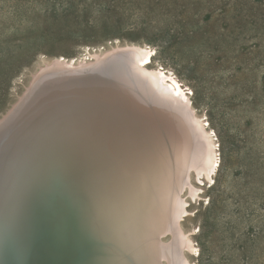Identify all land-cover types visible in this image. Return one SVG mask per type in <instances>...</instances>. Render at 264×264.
Listing matches in <instances>:
<instances>
[{
	"label": "rangeland",
	"instance_id": "rangeland-1",
	"mask_svg": "<svg viewBox=\"0 0 264 264\" xmlns=\"http://www.w3.org/2000/svg\"><path fill=\"white\" fill-rule=\"evenodd\" d=\"M132 43L151 47L155 51L154 66L161 65L172 72L189 91V106L194 107L202 130L209 131L219 153L218 172L212 180L205 177L207 184H199L200 180L197 182L198 177L192 172L194 175L190 180L192 184L202 187L204 198L199 200L201 198L196 195L197 202L195 198L190 199L189 214L181 218L179 225L182 231L194 233L192 238L198 254L193 257L186 247L183 253L194 264H264V0H0V126L7 117L11 120V114L17 113L16 117L20 118L23 115L21 110L32 111L29 100L38 96L31 94L32 87L55 69V80L62 78L60 83L66 85L60 84V87L58 81L57 87L60 89L49 87L55 92L60 90L58 102L46 89L44 94L47 96H44L43 103L67 106L75 97L87 98L89 95L94 98L101 93L99 101L102 103L115 101L114 104L120 106L116 111L107 110L106 114L97 118L101 127L106 129H110L113 123H119L122 133L117 139L108 133L99 136L113 144L114 150L119 149L117 160L141 167L137 168V173L141 175L148 165L146 160L135 162L133 152H129L124 145L138 147V141H143L140 137L149 133L152 124L157 129L152 128L151 134H163L165 131L169 135L179 130V125L184 126L192 120L186 114L183 117L186 116L188 120L175 115V112L168 113L165 106L155 100L150 103L147 100L148 104L144 101L146 99L141 101L138 96L136 100L140 99L139 102L145 105L139 108L149 106L144 111H140L138 105L134 106L137 108L132 107L133 104L131 106L122 96L133 93L132 89V93L126 94V91L131 92L127 88L134 87L130 82L132 87H124L128 82L126 79L122 82L119 78L117 87V83L94 79L96 83H101L102 88L90 80L92 83L88 82L89 85L103 91L89 92L82 90V87H72L64 75L68 60L89 57L94 60L85 62L86 65L78 61L75 68L85 69L77 70L78 73L88 68L97 77V73H104L110 58L113 61V56L119 57L117 54L122 47L119 49L118 46ZM114 51L118 53L114 54ZM95 54L100 59H106L108 64L104 66L105 62L103 64L100 60L98 64ZM54 62L59 63L57 67ZM119 87L125 89L124 92L120 89L123 93ZM104 88L106 93H103ZM68 89H74L69 101L62 96L66 95L65 90ZM103 94H106L104 98ZM134 100L131 98L130 102ZM154 112L159 115L155 122L154 115H151ZM28 116L32 117L30 114ZM161 116L168 118L165 120L171 124L163 120L170 124L171 129L175 127L173 123H180L169 132L170 127L164 129L166 125L162 123H166H161ZM149 119L152 120L150 123ZM183 119L184 123L187 120L185 124ZM156 122H160V125ZM85 124L89 127L94 123ZM193 126H190L192 130L187 128L192 134ZM67 156L78 161L75 156ZM113 159L110 157L107 161ZM128 178H121L124 187L130 189L132 185L135 188L138 179ZM90 202L89 198L86 199V203ZM96 211L100 214L101 208ZM83 230V227L80 231L78 229L82 235ZM171 233L157 236L158 243H170L173 239ZM91 257L90 261L93 259ZM160 260L159 264L169 262L166 257Z\"/></svg>",
	"mask_w": 264,
	"mask_h": 264
},
{
	"label": "bare ground",
	"instance_id": "bare-ground-1",
	"mask_svg": "<svg viewBox=\"0 0 264 264\" xmlns=\"http://www.w3.org/2000/svg\"><path fill=\"white\" fill-rule=\"evenodd\" d=\"M118 47L119 49L122 47L120 50L123 51H118L122 55L114 51V54L118 53L119 57L113 56V59H115L113 61L110 58L109 64L106 63V59L102 58V60L97 56L98 54H95L98 57V64L100 63L99 60L103 64L105 62L104 66L108 64V67L106 66L104 69L106 76L117 70L116 75L113 74L117 77L115 78L116 82L113 81L112 83H117L115 85L117 87L119 85L117 81L120 79L125 81L126 79L128 82L125 84L126 86H123L132 87L130 86L132 84L134 87L127 89L128 91L133 89V93L135 90L134 94L132 91H126V94L132 93L127 94L128 97L133 99L138 96L141 101L143 98L146 99L143 100L147 103L155 100L154 102L160 103L163 107L165 106L164 109L168 113L169 111L175 112V115L181 117H183V114L188 115L189 120H192L191 123L187 122L188 119L184 116L183 118L187 119L185 123H187H184V119L182 122L187 127L179 125L178 133L174 135L177 130H174L173 134L172 129H176L175 127L180 122L175 125L173 120L172 123L175 127L172 126L171 129V123L166 121L168 118L166 119L165 116V120L164 116H161L162 119L159 118L161 123L162 121L170 123H162L163 126L166 125L164 129L169 126V132L172 131L171 133L175 137L171 133L168 135L165 131H163V134H155L156 132L151 134L152 128H154L152 124L153 127L150 128L149 133L140 137L143 141H138V147L123 144L124 147L129 149V152H133L135 162L140 163L146 160L148 165L143 168L144 171H141L142 174L140 175L137 173V164L117 160L119 149L114 150L113 144L111 145L110 142L104 141L105 139L103 140L100 137L101 134L108 133L110 137L117 139L122 133L119 123H113L110 129H106L107 127H101V122L97 118L101 114H106L105 111L107 110L116 111L120 106L117 107L114 104L115 101L102 103V101H99L102 97L101 92L99 96L94 98L88 95L87 98L82 96V98L75 97L70 100V95L74 93V89L65 90L67 91L66 95H62L67 98V101L70 100V104L67 106L57 103L54 107L51 104L43 103L45 101L44 96H47L44 93L38 98L37 102L33 97L29 100L32 111L25 110V112H22L21 110L23 115L20 118L15 116L12 120H9L8 115H6L5 117L9 121L5 118V124L3 123L0 126V199L9 205L5 208V216L7 215L9 219H12L14 227L18 229L17 220L22 211L21 209H29L32 205L36 204L38 206L43 203L46 204V202L60 203L62 208L76 222L77 228L81 229L83 227L84 229L83 238L88 253L86 264H159L160 259L165 257L167 262L169 261L168 264H194L183 253V249L186 247L193 257L198 254V248L192 238L194 233L182 231L179 221L189 214L188 208L192 203L191 198L194 199L196 195L199 196L197 198H201L199 200L204 198L202 197L204 192L202 187L192 184L190 180L194 175L192 172L197 175V182L200 180L201 183L199 184H207L205 177L212 180L219 169L218 149L215 148V143L209 131L207 130L206 133L204 128L202 130L194 107L189 106V91H186L184 85L172 72L165 70L161 65L154 66L155 51L147 45L135 43ZM113 49L116 50V46ZM90 60H94V58H71L67 61V71L65 69V72H62L66 73L72 81H77L72 82V87L78 89L82 87V90L96 92L98 89L95 88V85L94 87L91 84L89 85L93 81L90 82L85 78L81 79L84 76H80L77 71L85 69L80 66H78L80 69L75 68L78 61L85 64ZM59 61L57 60V62ZM63 63L60 65H63ZM58 64H55V66ZM95 66L99 67L96 63ZM90 67L89 69H91ZM53 71L52 73L49 72L51 78L55 77ZM88 72L90 73V70ZM97 74L102 76L99 73ZM49 77L40 78L36 83L49 89L52 98L58 102L57 95L60 94V90L55 92L49 88L52 86L57 87L58 82L55 80L56 77L51 81L48 79ZM62 83L59 82L60 87L66 85ZM81 83L85 85L88 83V85L83 87ZM128 83L129 86H127ZM106 84L108 86V82ZM100 85L101 83L98 87ZM60 87L57 88L60 89ZM65 89L67 88L65 87ZM120 89L122 91L123 88L119 87V91ZM100 90L103 91V89ZM29 92L25 94H29ZM106 92L107 90L103 93ZM104 95L106 96V94H103V98ZM113 95L116 96V94ZM113 95L109 97L110 100ZM23 96L25 97V95ZM122 96L128 98L124 94ZM25 98L29 97L26 95ZM131 98H129L130 101ZM119 102L122 103L120 99ZM119 102L117 101V103ZM132 102L134 103V101ZM151 104L153 103L151 102ZM69 107H72V109ZM124 107L127 108V106ZM151 107L153 108L152 105ZM134 108H137V106ZM142 108L146 110V108ZM139 109L140 111L143 110ZM69 110H72L71 115H69ZM28 114L32 117H29ZM148 115L149 117L154 115L153 122H155V120H158L155 118L160 114L156 115L154 112L151 115L148 113ZM135 116L137 117V115ZM150 121L152 120L149 119V123ZM86 122L94 124L88 127L85 124ZM158 123L157 125H160ZM188 123L194 125V131L192 132L197 137L190 132L192 129L191 125L188 126ZM148 125L150 126V124ZM25 127H28V129L26 130ZM187 128L191 130L189 131ZM154 129H157V127ZM154 129L153 131H155ZM156 131L160 132V130ZM196 138L199 139L198 144L200 146L197 145L198 140ZM134 143L136 144L135 140ZM67 154L75 156L79 162L67 156ZM110 157L114 158L113 161H107ZM129 157L132 158V156ZM123 177L138 179V184L135 188L130 185L133 187H129L131 190L127 189L123 185L124 180L121 179ZM128 183L130 182L128 181ZM63 198L66 201H63ZM88 198L91 200L90 203H86ZM197 198H195V202H197ZM96 204L99 205L96 206ZM97 207L101 208L100 214L96 211ZM169 231L173 233L172 241L168 244L158 243L159 237L157 236L169 233ZM89 256H92V261H90Z\"/></svg>",
	"mask_w": 264,
	"mask_h": 264
},
{
	"label": "water",
	"instance_id": "water-1",
	"mask_svg": "<svg viewBox=\"0 0 264 264\" xmlns=\"http://www.w3.org/2000/svg\"><path fill=\"white\" fill-rule=\"evenodd\" d=\"M114 73L116 75L117 70L111 72V75L106 76L101 73L102 76L97 77L101 81L106 80L112 83L116 82L115 78H117L113 75ZM85 74L88 75L84 76ZM65 76L69 83L77 82L72 81L67 74ZM80 76H84L81 79L86 78L92 81L97 79L96 75L88 73V69L84 73L80 72ZM48 79L51 81L55 78ZM60 80L61 78L57 79V82ZM46 89L44 85L38 83L32 87L31 94L38 95L34 98L36 102ZM134 99L135 103L127 98L124 100L134 106L142 105L136 98ZM11 115L12 120L17 113ZM63 201L66 199L63 198ZM7 205L0 199V264H86L88 253L83 235L79 232L80 229L78 231L76 222L60 203L46 202L38 206L32 205L29 209H21L17 220L18 229L14 227L12 219L5 216L4 211Z\"/></svg>",
	"mask_w": 264,
	"mask_h": 264
}]
</instances>
